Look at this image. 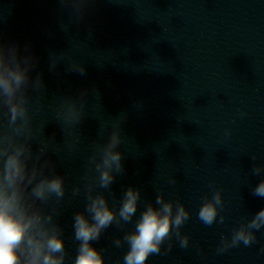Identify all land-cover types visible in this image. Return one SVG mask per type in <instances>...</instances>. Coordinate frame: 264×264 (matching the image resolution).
Wrapping results in <instances>:
<instances>
[{
	"label": "clouds",
	"instance_id": "clouds-1",
	"mask_svg": "<svg viewBox=\"0 0 264 264\" xmlns=\"http://www.w3.org/2000/svg\"><path fill=\"white\" fill-rule=\"evenodd\" d=\"M61 2L71 3L80 12L85 0ZM35 68V58L27 48L22 53L17 43L5 41L0 36V112L7 118L0 120V264H65L68 257L63 229L55 220L56 209L47 210L50 204H59L64 199L65 177L55 171V164L48 155L54 138L45 136L46 124L39 130L34 128L29 107L31 93L44 89L41 75H32ZM84 72L82 66L79 73ZM84 95L63 99L59 123L62 121L66 127L81 124L85 116ZM120 144L121 131L113 130L107 142L98 144L89 159L97 176L95 183L87 185L85 210L73 215V238L78 242L73 264H105L102 251L93 242L114 223L132 222L137 213L141 198L138 187L124 189L118 211L109 206L103 192L94 194L93 191L96 185L102 189L111 188L116 175L124 171ZM261 173H264V166L253 168L254 175ZM79 192L80 188L76 187L72 195ZM252 194L264 198V179L253 188ZM222 206L221 192L215 190L212 198H206L200 207L199 220L212 225ZM189 218L190 212L183 203L166 201L162 194L157 195L155 204L145 206L135 220L134 229L123 237L128 245L123 264H147L149 256L160 254L162 245L171 241L173 235L180 246L186 248L189 237L181 235V227ZM219 222H224L223 216ZM262 226L264 208L235 230L230 241L222 238L218 251L223 252L241 242L250 245L255 240L252 230ZM121 243L120 239L115 241L117 246ZM170 250L171 243L166 251Z\"/></svg>",
	"mask_w": 264,
	"mask_h": 264
}]
</instances>
